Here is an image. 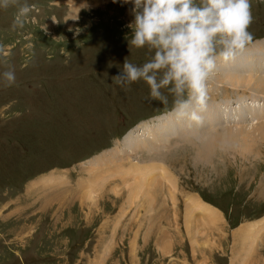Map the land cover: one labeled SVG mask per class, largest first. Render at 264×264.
Here are the masks:
<instances>
[{"label": "rangeland", "instance_id": "374dc122", "mask_svg": "<svg viewBox=\"0 0 264 264\" xmlns=\"http://www.w3.org/2000/svg\"><path fill=\"white\" fill-rule=\"evenodd\" d=\"M25 2L35 9L23 29H12L17 7L0 9V74H16L11 87L0 75V264H264V97L183 132L191 121L171 94L164 106L146 82L115 83L125 59L154 55L129 43L130 4ZM251 3L246 48L264 41V0ZM240 56L226 71L218 60L208 82L218 108L249 94L217 84L223 73L264 77V47ZM173 120L160 139L148 133ZM204 204L217 215L203 217Z\"/></svg>", "mask_w": 264, "mask_h": 264}, {"label": "clouds", "instance_id": "9594fccd", "mask_svg": "<svg viewBox=\"0 0 264 264\" xmlns=\"http://www.w3.org/2000/svg\"><path fill=\"white\" fill-rule=\"evenodd\" d=\"M117 0H113L116 3ZM131 5L134 21L130 44L154 53L143 65L125 59L114 78L123 90L146 82L150 101L167 106L174 97L173 112L178 120L202 122L207 109L208 82L218 60L232 61L253 40L251 0H122ZM17 7L12 29H23L34 5L21 0H0V9ZM9 52L0 44V59L7 63ZM5 87L16 84L14 69L2 74Z\"/></svg>", "mask_w": 264, "mask_h": 264}, {"label": "bare ground", "instance_id": "6f19581e", "mask_svg": "<svg viewBox=\"0 0 264 264\" xmlns=\"http://www.w3.org/2000/svg\"><path fill=\"white\" fill-rule=\"evenodd\" d=\"M253 46H249L247 48H245L243 51L245 52L244 54H237V55H244V56H240V57H237V58H240L242 61H245V59L248 57V55L250 54H255L256 52L259 51V49H262L264 47V41L263 42H259V41H256L254 44H252ZM233 61V60H232ZM232 61H228V62H224L223 64H221L223 66V69L226 71L228 69H230L233 65V62ZM246 63V61L244 62ZM260 64L262 62H259ZM264 64V62L262 63ZM259 66L255 67L254 71H257L259 70L258 69ZM232 71V70H231ZM233 72V71H232ZM229 72H225L223 73V76H221L220 78L221 79H217L216 80V83L217 84H221V82H226L227 84H229L228 86H234L237 87V88H242L243 91H249V94H245L244 93H241L239 95H236V97H233V99H230V98H224L223 99V103L219 105V108L218 106H216L215 103H212L213 100H209V102H207V109L204 111V113H207L206 115L207 116H210L211 119L210 121L212 122H215L213 119H217V120H222V117L224 118L225 116V109L223 107H221V105H227L228 108H231L233 106V103L237 102L238 103V108L242 105L241 102L245 101L246 98L250 99L251 101H255V97H264V77L263 78H258V79H253L252 77H249V76H240L238 77L237 75L233 76L230 72L229 75ZM245 74V73H244ZM243 74V75H244ZM250 75V74H249ZM252 76V75H250ZM233 82V83H232ZM224 84V83H223ZM217 89V88H216ZM246 96V97H245ZM251 97V98H250ZM261 102V101H260ZM246 103H249L248 100ZM253 107V106H252ZM248 107H245L243 109H246ZM235 109V107H234ZM242 108H240L238 110V112L240 113L241 110L243 111ZM250 114H252V112H254V109H249L248 111ZM202 113V122L199 123V124H196V123H193L191 122V124L189 125H179V128H182L184 131L183 132H190V133H195V132H200L202 130H206L207 128V124L209 125V123L207 124H204V116L205 114ZM164 116H166V114H162ZM167 118V116H166ZM216 120V121H217ZM224 121V120H223ZM240 122V121H239ZM173 124L174 126H169V125H166L164 126L163 128L159 129V130H155V131H148V133L151 134V136L155 139V138H159L163 135H165V133L169 132L170 131H175V120H173ZM158 125V124H157ZM204 125H206L205 127H203ZM203 127V128H201ZM254 127V126H253ZM148 128V127H147ZM162 129H163V133H162ZM140 131V130H139ZM243 131V129H242ZM245 131V130H244ZM240 132V131H239ZM248 132V131H247ZM162 133V134H161ZM200 133H205L204 131L200 132ZM241 133V132H240ZM245 134V132H244ZM139 134H136V135H133L132 132H130L125 138H124V144H134L135 143V140H137V136ZM151 136H147V139H149ZM200 136V134H199ZM244 136H247L248 137V134H245ZM205 137V136H204ZM157 138V139H158ZM158 142V141H157ZM156 142V144H157ZM127 148V147H126ZM192 198H190L189 200H191ZM200 201L201 200H196L195 199V204H193L194 206L192 207V211L194 212L195 209H197L199 206H200ZM187 214V213H186ZM202 215L203 217L206 216L207 218L208 217H214L216 216V212L213 210V208H211L210 206L204 204L203 208H202ZM210 219V218H209ZM264 220V219H263ZM262 222V221H261ZM259 222V223H261Z\"/></svg>", "mask_w": 264, "mask_h": 264}]
</instances>
